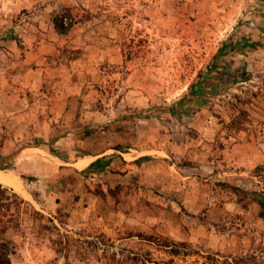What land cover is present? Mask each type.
Returning a JSON list of instances; mask_svg holds the SVG:
<instances>
[{
  "label": "rangeland",
  "instance_id": "obj_1",
  "mask_svg": "<svg viewBox=\"0 0 264 264\" xmlns=\"http://www.w3.org/2000/svg\"><path fill=\"white\" fill-rule=\"evenodd\" d=\"M0 177L10 264H264V0H0Z\"/></svg>",
  "mask_w": 264,
  "mask_h": 264
},
{
  "label": "trees",
  "instance_id": "obj_2",
  "mask_svg": "<svg viewBox=\"0 0 264 264\" xmlns=\"http://www.w3.org/2000/svg\"><path fill=\"white\" fill-rule=\"evenodd\" d=\"M241 46L252 48L255 46V43H253V42L249 43L246 40H241ZM224 47H225V44H222L220 46V48L218 49V55H222ZM208 71H209V69L204 73H202V72L198 73L195 83L191 84L189 86V90H188L189 96H195L197 94H200L205 89L204 84H205V79L208 76ZM179 103L180 102L174 103L171 106L170 110L173 111L174 108L177 105H179ZM101 168H102L101 160L96 159L88 165V167L86 168V171H98ZM3 192H4V190H0V194H2ZM250 195H252L254 197L252 199H253V201L256 202V204L258 206V209H259L258 216L264 220V194H262V193H260V194L251 193ZM11 196H14V195H11ZM24 204L26 206H29L26 203H24ZM33 213L38 215L37 212L33 211ZM8 246H9V242H7V241H1L0 242V264H10L9 256L11 255L12 252Z\"/></svg>",
  "mask_w": 264,
  "mask_h": 264
},
{
  "label": "bare ground",
  "instance_id": "obj_3",
  "mask_svg": "<svg viewBox=\"0 0 264 264\" xmlns=\"http://www.w3.org/2000/svg\"><path fill=\"white\" fill-rule=\"evenodd\" d=\"M0 183L7 184V185L13 187L15 190L21 191V188L15 179L0 177Z\"/></svg>",
  "mask_w": 264,
  "mask_h": 264
}]
</instances>
